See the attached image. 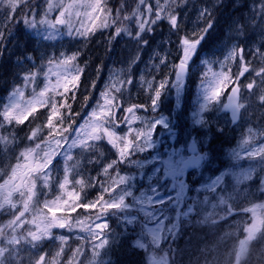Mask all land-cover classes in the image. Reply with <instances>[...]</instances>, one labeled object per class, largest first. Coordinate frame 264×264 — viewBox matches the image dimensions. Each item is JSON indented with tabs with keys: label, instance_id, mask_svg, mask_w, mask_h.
Masks as SVG:
<instances>
[{
	"label": "rangeland",
	"instance_id": "rangeland-1",
	"mask_svg": "<svg viewBox=\"0 0 264 264\" xmlns=\"http://www.w3.org/2000/svg\"><path fill=\"white\" fill-rule=\"evenodd\" d=\"M213 1L220 11L211 16V27L206 29L187 63L189 75L184 88L181 81L176 82L174 78L175 66L182 58V39L205 29L209 17H202L201 11L208 9L213 15V9L207 5L209 0H181V3L180 0H175V3L169 0V11L179 16L177 27L171 25L169 19L159 18L149 29L138 30L137 17L129 21L120 20L118 24L97 29L88 36L76 33L81 24L90 27L88 17L84 15L89 11L86 7L72 10L79 16L66 17L73 25L70 30L66 25L53 29L49 24L39 22L45 15L49 20L58 18V9L47 10L48 4L54 0H26L20 5L17 21L4 30L13 40L17 36L14 26L24 30L25 37L31 36L37 55L27 57V61L31 65L30 71L38 75L32 82H25L23 76L21 87L0 95V114L4 106L12 102H19L22 108H27L30 101L36 109L42 107L44 114L41 120L30 116L23 125H9L0 115V122H4L5 127L3 134L8 136L14 132L17 137L15 144L10 142L9 151H0V184L16 164L21 165L17 169L18 177H24L27 166L40 161L43 155L40 149L31 160L20 159L19 152L26 146L34 148L35 143L44 148L42 141L51 139L47 129L51 108L47 105L55 103L53 99L60 95L62 88L53 92L50 86L58 78H70V70L60 66L68 56V50L77 48L81 53L89 44L100 50V55L108 51L112 53L96 98L74 130L66 134L67 143L61 141L63 147L56 148L58 154L48 169L49 182L44 183L43 177L36 181L37 195L29 202V210L23 217V230H35V226L29 223L33 218L38 224L47 223L51 214L44 204L48 202L49 207L62 209L57 212L58 220L70 221L74 227H52L51 237H46L38 249L25 248L20 253L24 264H28L30 256L34 258L43 253H47L46 264H51L52 257L61 247L58 237L68 238L63 245V253L56 257L59 264H68L72 260V252L81 246V256L76 257L73 264H106L102 255L114 242L126 236L133 238L131 246L146 253L145 258L135 264H232L230 253L237 247L238 240L244 238L248 222L253 216L264 217V157L252 155L256 149L264 148V139L260 138L264 134V103L258 99L259 86L249 90L244 88L252 81L259 85L255 73L236 77L234 74L241 61L238 58L226 61V57L234 48H244L245 60L251 61L256 72L264 67V57L254 58L252 55L256 48L264 51V0ZM104 2L117 20L120 15H130L134 8H140L136 0ZM155 2L149 0L154 11L157 10ZM159 2L161 6L165 5V0ZM229 4L231 7L226 8ZM29 9L35 10V26L30 21L26 22ZM7 14L8 6L5 0H0V23ZM150 18V15L143 17L145 20ZM107 19L111 21V17ZM118 26L125 29L121 31ZM6 35L0 40V53L6 49L7 44L2 43ZM53 58L56 63L48 65L47 62ZM221 71H228L233 79L239 80L242 103L236 123L224 110L231 83L218 99H207L214 73ZM57 73L61 76L57 77ZM127 80H131V84L124 83ZM162 80L166 81L165 87L156 97L150 88H157ZM112 85L120 90L113 91ZM45 88L49 91L41 97L40 93ZM16 89L24 95L13 96ZM105 91L109 93L107 98L116 105L112 109L111 131L114 134L127 136L130 128L139 131L150 128L151 136L123 153L119 141H113L106 135L90 146L70 147L72 139L76 138L75 132L81 130V126L83 131H88L89 126L96 123L91 114L96 111L99 117L100 108L104 105L101 93ZM130 106L136 108L135 121L125 119L129 115L125 109ZM101 121L103 123L104 118ZM30 128L33 131L41 129L36 141L27 138ZM191 141L197 149L194 156L199 158L200 164L188 169L185 163L191 155L188 152ZM68 155L72 156L70 161L67 160ZM219 158L223 160L221 165ZM66 169H70L67 172L69 183L60 188ZM110 187H115V191L109 192ZM72 190L81 194V203H91L104 195L105 202L121 205L107 209L100 218L108 225L104 233L107 243L103 247L94 242L91 233L75 227L77 220L91 221L87 219L89 210L77 208L70 212L64 205L63 201L68 199L66 193ZM2 195L0 192V197ZM12 199L16 208L11 212H0V226L23 211L22 201L27 197L13 191ZM253 207L255 212H250ZM23 230L18 229L13 235L20 236ZM244 264H264V235L258 234L249 246Z\"/></svg>",
	"mask_w": 264,
	"mask_h": 264
},
{
	"label": "snow or ice",
	"instance_id": "snow-or-ice-1",
	"mask_svg": "<svg viewBox=\"0 0 264 264\" xmlns=\"http://www.w3.org/2000/svg\"><path fill=\"white\" fill-rule=\"evenodd\" d=\"M26 0H5V3L8 6V14L4 16L3 22L0 23V40H3L6 35L5 27L7 30L13 23L17 21L18 10L20 9V5L25 3ZM136 3L140 5V8H134L131 11L130 15L122 16L120 15L119 20H117L116 15L113 16L111 10H109L106 6L104 0H71V2H65V0H54V2H50L48 4V11L53 9L59 10V16L56 19L49 20L47 19V15H45L44 19H41L40 23H47L53 29H55L59 25H66L70 30H72L73 25L70 22V19L66 17H71L72 15L79 16V13H73V9L77 7H86L89 9L84 15H86L90 21V27H85L81 24L79 29H76V33L81 36H88L94 33L97 29L107 28L113 23L118 24L120 20L129 21V19H137L139 17V24L137 25L138 30H147L150 26L159 18H167L169 22L174 27L179 25V16L172 11H169L171 7V3H175V0H165V5L161 6L159 0L155 2L154 11L153 5L149 3V0H136ZM181 3V0H180ZM142 9V10H141ZM35 10L29 9L26 13L28 20L26 22H31L33 26L37 23V16L34 15ZM163 14V15H162ZM150 19H143L144 16H149ZM210 15L208 9H202L201 16L204 18H208ZM107 17H111V21L107 19ZM100 21V23H97ZM212 21L209 19V22L205 26V29H202L199 32H194L191 35L185 36L182 39V58L179 60L178 65L175 67L178 69L177 79L179 80L186 69L187 63L191 56L193 55L197 45L200 43V40L203 39V36L208 27H211ZM119 30H124L125 27H119ZM118 34V33H117ZM146 43V41H145ZM244 48H234L226 57L227 60L238 58L241 63H239L238 71L234 74L236 77H244L247 73L253 72L256 77L259 79V85L256 81L249 82L244 85L246 89H255L257 86L261 88V92L258 96L260 102L264 103V67H261L258 72L254 67H251V61L245 60L244 57ZM252 55L254 58L256 57H264V51L256 48ZM163 60V58H161ZM76 61V54L72 56H67L63 61L60 62V66L64 67L71 64L74 69V74L69 78L68 76H64L62 80L58 78L55 84H52L51 91L59 92L60 89H63V94H67L73 89H75L80 81V73L83 72V69L79 68L76 64L72 63ZM56 63L55 59H51L47 62L48 65H52ZM38 73L28 72L24 74L25 82H32ZM57 77H60L61 74L57 73ZM124 83L131 84V80H127ZM231 83V95H229V105H231L234 109L239 108L241 102L240 93L241 88L239 86V80L233 79L232 75L228 73V71H221L220 73H214V81L211 83L209 87V95L207 99L209 101H214L218 99L227 85ZM166 81L162 80L158 84L157 88H150V90L155 92V96H160V90H163L165 87ZM71 85V88L69 87ZM113 91H119V88H116L115 85H112ZM49 91V88H45L43 92L40 93V96H45V93ZM62 94V95H63ZM108 92H102L101 95L104 97V105L100 108L99 117L97 116V112L93 111L91 114L92 118L96 119L95 124H91L89 126L88 131H83V126H81V130L75 132L76 138L72 139L70 147L74 148L77 145L80 146H90L95 140L100 139L103 136L109 137L113 141H119L121 145V153H123L126 149L131 151V148L135 146L136 143H143L148 140L151 136V129H145L143 131L135 130L133 128L129 129L127 136H118L111 131V125L113 123V111L112 109L116 106L113 104L112 100H109ZM13 96H23L24 93L20 91V89H16ZM114 99V98H113ZM43 104V101H41ZM29 107L22 108L19 102H12L6 106H4V111L2 114L3 121L9 125H23L26 121L29 120V117H34V113L37 112L35 106L32 105V102H29ZM51 108V112L47 118V129L48 135L51 137L49 140H44L42 143L44 144V148H41L40 143H35V147H25L23 151L19 152V158L23 160H31L33 159V154L37 149L43 153L39 162H35L33 165L27 166V172L24 177H18L17 169L21 168V165L18 163L14 168L11 169V174L8 175L7 179L4 180L3 184H0V192L3 193L2 197H0V212H11L12 209L16 208V204L14 203L12 196L13 191L19 192L21 197H27L26 200H23V211L19 212V215H13V218L10 219L5 225L0 226V264H24V257L20 255V253L25 249L35 250L39 248L40 243L46 238L51 237L50 229L52 227L59 228H73L74 225L72 222L67 220H58L57 212L62 209L58 207H49L48 202H45L44 207L47 209L48 213L51 214V217L47 220L45 224H38L37 220L33 218L29 223L35 226V230H23V224L25 221L23 217L25 212L29 210V202L33 200V197L37 195L36 189V181L40 180L43 177L44 183L49 182V166L51 165L53 158L58 154L56 152V148H62L63 145L61 141L67 143L66 134L71 130V125L68 127L58 126L54 121H61L62 114L57 108L56 103H50L47 105ZM154 106V105H153ZM70 107V106H69ZM136 108L135 106H130L125 109V112L128 113L125 117L126 120L135 121ZM101 118H104L102 123ZM4 122H0V151H9L10 150V142L11 145L15 144L17 137L14 132H10L8 136L3 134L5 127ZM88 123L87 121L85 122ZM119 123V121H116ZM41 129L37 128L35 131L31 130L28 133V139L36 141L38 139V132ZM55 146V147H54ZM47 149V150H45ZM252 155H258L264 157V148H258L255 150ZM72 156L68 155L67 160H71ZM70 169H66V175L64 177V182L59 185L60 188H64L66 184L69 183V179L67 176V172ZM19 180V183L17 181ZM82 186H83V182ZM115 187H110L109 192H114ZM68 199L64 200L63 203L66 205L70 212H75L77 208L87 209L89 210V214L87 219L91 221V223H86L85 221L77 220L75 222V227L81 228L93 235L94 242L99 243L101 247L105 243H107L106 239H104V233L107 229L108 225L106 221H101V216L106 212L109 208H118L121 205L112 202H105L104 195H101L97 198V200L91 203H81V194L76 192L75 190L69 191L66 193ZM69 201H72L70 204ZM55 205V201L52 202ZM122 203V198H121ZM261 207V206H257ZM250 212H255V207L250 209ZM6 229L10 231H6ZM18 229L23 230V234L20 236L13 235ZM244 238L238 240V245L233 249L230 253L232 256V264H244V261L249 255V246L255 241L258 234L264 235V217L253 216L250 222H248L247 226L244 229ZM61 242V247L59 251L55 253V256L52 257L51 264H59L56 260V257H59L63 251V245L67 243V237H58ZM82 246L77 247L72 252V260L68 261V264H73V260L76 257L81 256ZM47 253L39 254L37 256L29 257L28 264H46Z\"/></svg>",
	"mask_w": 264,
	"mask_h": 264
},
{
	"label": "trees",
	"instance_id": "trees-1",
	"mask_svg": "<svg viewBox=\"0 0 264 264\" xmlns=\"http://www.w3.org/2000/svg\"><path fill=\"white\" fill-rule=\"evenodd\" d=\"M14 29L17 30V36L14 40H11L12 36L6 35L2 43L4 45L7 44V46L4 47L2 44L1 47L6 49H2V53H0V86L5 83L8 88L20 85L24 73L28 72L30 67L25 60L26 56L36 55L35 44L31 36L25 37L24 30H18L17 26H14ZM93 47V45L88 44V47L81 53L77 48L68 50V56L76 54V61L72 63L83 69V72L80 73V81L75 89L56 98L57 108L62 114L64 125L73 124V121L80 120L84 116L87 107L93 102L99 90L102 80L100 70L103 72L106 68L107 60L112 56L110 51L100 55V50ZM67 69L70 70L72 75L74 74L71 64L67 65ZM97 79L96 83H92V81ZM69 87L71 88V85ZM89 99L90 103L87 104ZM129 239L130 237L120 239L108 248L106 253L102 255L106 259V264H135V262L141 261L143 257L145 258L142 252L136 251L129 246Z\"/></svg>",
	"mask_w": 264,
	"mask_h": 264
},
{
	"label": "water",
	"instance_id": "water-1",
	"mask_svg": "<svg viewBox=\"0 0 264 264\" xmlns=\"http://www.w3.org/2000/svg\"><path fill=\"white\" fill-rule=\"evenodd\" d=\"M187 66L185 69V72L183 74V76L181 77L182 80H185L187 77ZM178 72V70H177ZM177 72H176V78H177ZM226 110L230 111L232 119L235 121L237 119V115H238V108H233L231 105H229V99L227 100L226 106H225ZM196 149L194 148V146L192 145L190 147V151L194 152ZM198 164V161L196 159H191L189 162L186 163V167L187 168H192L193 165Z\"/></svg>",
	"mask_w": 264,
	"mask_h": 264
}]
</instances>
